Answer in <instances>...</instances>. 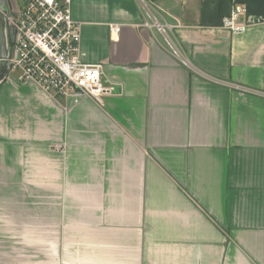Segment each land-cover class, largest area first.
I'll return each mask as SVG.
<instances>
[{"label": "crops", "instance_id": "0c3cea01", "mask_svg": "<svg viewBox=\"0 0 264 264\" xmlns=\"http://www.w3.org/2000/svg\"><path fill=\"white\" fill-rule=\"evenodd\" d=\"M143 4L70 0L102 102L0 77V264H264V0Z\"/></svg>", "mask_w": 264, "mask_h": 264}, {"label": "built area", "instance_id": "2783aa9c", "mask_svg": "<svg viewBox=\"0 0 264 264\" xmlns=\"http://www.w3.org/2000/svg\"><path fill=\"white\" fill-rule=\"evenodd\" d=\"M244 11L242 4H234L230 15L221 19V26L235 34L243 33L246 24L238 18ZM9 22L14 38L7 60L9 70L17 71V81L32 82L46 94L59 95L66 105L78 104L86 97L102 102L112 93V87L101 80V64L84 60L81 24L71 15L70 0H18V10ZM150 22L144 25L155 26L176 52L168 35L174 26L154 18ZM119 30L118 25L110 26L112 36Z\"/></svg>", "mask_w": 264, "mask_h": 264}, {"label": "water", "instance_id": "95a60500", "mask_svg": "<svg viewBox=\"0 0 264 264\" xmlns=\"http://www.w3.org/2000/svg\"><path fill=\"white\" fill-rule=\"evenodd\" d=\"M6 8H7V6H6ZM6 13L8 15V13H9L8 9H7ZM7 18H9V17L7 16ZM9 30H10V45H9V51H10V46H11L13 38H14V36H13L14 31H13L12 25L10 26ZM9 69H10V64L8 63L7 56H6V58L4 57L3 59H0V77L2 76V74L4 73L5 70L7 71Z\"/></svg>", "mask_w": 264, "mask_h": 264}, {"label": "rangeland", "instance_id": "374dc122", "mask_svg": "<svg viewBox=\"0 0 264 264\" xmlns=\"http://www.w3.org/2000/svg\"><path fill=\"white\" fill-rule=\"evenodd\" d=\"M13 1L15 2L14 11L17 12V10H18V0H13ZM141 7H142V5H141ZM142 8H143V7H142ZM10 74H11L12 76H15V75H17V71H16V70H12V71L10 72Z\"/></svg>", "mask_w": 264, "mask_h": 264}, {"label": "flooded vegetation", "instance_id": "af4514ba", "mask_svg": "<svg viewBox=\"0 0 264 264\" xmlns=\"http://www.w3.org/2000/svg\"><path fill=\"white\" fill-rule=\"evenodd\" d=\"M14 16H15V15H13V13H10V12L8 13V17H9V18H12V19H13Z\"/></svg>", "mask_w": 264, "mask_h": 264}, {"label": "trees", "instance_id": "16d2710c", "mask_svg": "<svg viewBox=\"0 0 264 264\" xmlns=\"http://www.w3.org/2000/svg\"><path fill=\"white\" fill-rule=\"evenodd\" d=\"M149 1H155V0H149ZM217 1L219 2L220 6H221L222 0H217Z\"/></svg>", "mask_w": 264, "mask_h": 264}]
</instances>
